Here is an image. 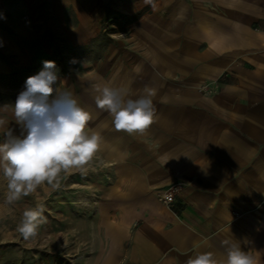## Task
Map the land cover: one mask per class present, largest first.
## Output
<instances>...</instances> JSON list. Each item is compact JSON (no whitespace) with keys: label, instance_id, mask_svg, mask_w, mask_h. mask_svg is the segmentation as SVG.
<instances>
[{"label":"crops","instance_id":"0c3cea01","mask_svg":"<svg viewBox=\"0 0 264 264\" xmlns=\"http://www.w3.org/2000/svg\"><path fill=\"white\" fill-rule=\"evenodd\" d=\"M39 4L57 23L73 9L75 46L92 41L104 17L119 24L105 60L58 86L102 138L105 255L94 264H187L209 251L226 264L236 242L264 264V0H0V74L46 57ZM103 82L130 85L132 98L155 89L143 134L116 131L96 106L92 86ZM178 181L170 209L156 191Z\"/></svg>","mask_w":264,"mask_h":264},{"label":"clouds","instance_id":"9594fccd","mask_svg":"<svg viewBox=\"0 0 264 264\" xmlns=\"http://www.w3.org/2000/svg\"><path fill=\"white\" fill-rule=\"evenodd\" d=\"M151 3V0H145ZM73 60L71 63H75ZM133 71H141L139 65ZM59 77L54 61H44L43 70L27 78L25 89L14 104L0 105V114L11 112L19 134L7 127L0 116V170L7 182L6 203L15 204L34 193L43 184L57 186L62 172L86 171V166L101 150L102 138L88 130L91 114L83 108L73 92L57 88ZM95 104L112 117L114 129L128 135L143 134L156 118L155 89L145 86L138 98H132L129 86L111 82L92 86ZM41 207L26 208L16 231L24 241L38 235L46 223ZM246 244L248 241H244ZM226 245L228 241L224 242ZM187 264H221L211 251L187 260ZM226 264H255V258L242 250L239 242L227 248Z\"/></svg>","mask_w":264,"mask_h":264},{"label":"rangeland","instance_id":"374dc122","mask_svg":"<svg viewBox=\"0 0 264 264\" xmlns=\"http://www.w3.org/2000/svg\"><path fill=\"white\" fill-rule=\"evenodd\" d=\"M36 23L34 29L47 51L40 61H30L13 73L0 74V105L14 104L25 89L28 77L43 70L44 61H54L59 77L74 76L105 60L108 47H112V33L119 28L99 22V34L86 45H73L67 33L75 26L73 9L64 7L65 23H57L53 8L39 4L32 9ZM109 15V16H108ZM111 12L108 17L117 18ZM58 15L59 20L62 18ZM75 60V63L71 61ZM7 127L19 134L11 112L0 114ZM0 143L4 136L0 132ZM98 152L86 166L85 172H62L57 186L46 183L29 196L13 205L6 203L7 182L0 170V264H94L105 255V161ZM43 208L46 223L38 235L24 241L16 231L26 208Z\"/></svg>","mask_w":264,"mask_h":264},{"label":"built area","instance_id":"2783aa9c","mask_svg":"<svg viewBox=\"0 0 264 264\" xmlns=\"http://www.w3.org/2000/svg\"><path fill=\"white\" fill-rule=\"evenodd\" d=\"M182 187L183 182L181 181L171 183L164 188L158 189L156 191V197L163 205L170 209H174L175 196L179 193Z\"/></svg>","mask_w":264,"mask_h":264},{"label":"trees","instance_id":"16d2710c","mask_svg":"<svg viewBox=\"0 0 264 264\" xmlns=\"http://www.w3.org/2000/svg\"><path fill=\"white\" fill-rule=\"evenodd\" d=\"M0 139H1V135H0Z\"/></svg>","mask_w":264,"mask_h":264}]
</instances>
